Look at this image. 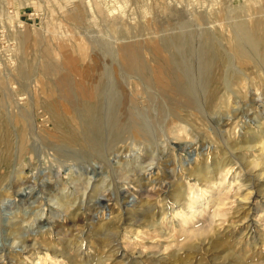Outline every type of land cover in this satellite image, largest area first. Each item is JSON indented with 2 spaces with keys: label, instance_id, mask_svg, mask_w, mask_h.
Segmentation results:
<instances>
[{
  "label": "rangeland",
  "instance_id": "1",
  "mask_svg": "<svg viewBox=\"0 0 264 264\" xmlns=\"http://www.w3.org/2000/svg\"><path fill=\"white\" fill-rule=\"evenodd\" d=\"M261 4H264V0H0V31L2 32V34L0 32V79L2 78L0 80V119H2L0 121V135L3 136L6 132L11 135V153H13L10 156L11 158L9 157L7 160L9 162L7 166L3 165L0 168V173L3 175L0 183V257L2 256L0 258V264H20L17 260H14V262L10 261L12 259L11 257L18 255L20 252H25V256H34V254L46 251L44 250L45 247H41L39 243L40 239L42 241L44 235L50 243V248L55 246L56 249H61L62 251L63 249L68 251L67 249L71 248V251H77L81 255L87 251H91L93 254L92 251H94L95 246L100 247L104 252L111 246V249H115V247H118L119 242L124 240L125 237H123L124 233L122 232H124V228L128 224H131L135 220L136 222L145 221L151 212L155 213L156 211L157 213L158 211L161 212L164 210L166 207L165 202L168 201V198L164 199L163 202V193L168 188L172 189L173 182L177 181L178 178L180 179L182 169H188L189 166L198 161L196 160L195 153L201 155H199L201 160L202 155L207 152L208 148L211 147L213 149V147H216V144L218 146L221 144L222 147H220L224 149L225 155L228 156L227 158L233 163L236 162L235 164L242 165L246 153L237 147H230V145L225 144V141L217 138L222 137L226 139L225 127L227 126L224 124L231 115L229 119L232 118L235 122L231 124L232 126L230 125L228 127L232 136L237 137L235 139L238 142L253 139L254 134L252 132L256 129L258 123L264 121V72H262L264 68L260 70L255 67L257 69L252 68L247 71V75H243L247 81L244 83L246 88L244 96H239V93L236 91L237 87L230 84L231 87L228 91L230 96L228 101L230 102L227 101L228 108L227 106L223 107L225 110L223 108H220L221 110L216 108L210 109L206 106L204 109H199L201 111H197L195 109L197 106H194L195 101L187 105L183 90L184 87L178 80L180 74H183L194 83L197 82L198 80H195L199 74L197 68L199 67L200 60L204 56V51L200 46L205 42L206 36L211 32L213 34L219 28L225 30V34H233L235 23L243 17L247 18L248 13H252ZM238 6L246 9V12L243 13L244 15L237 13L236 8ZM8 8H14L16 16L22 13L27 17L31 12H34L38 14V17L35 19L31 16L28 24L23 25V27H18L14 19L8 14ZM209 20L210 22H208ZM119 25H122L121 29ZM16 28H21L22 31L24 30L29 38L24 44L25 55L20 56L19 53L14 51L13 61L15 65L11 67L6 62V58L9 57L6 48L9 39L16 41L17 38L14 37L15 34H11L9 37L7 35L5 36V33H10V29L13 32ZM176 33L180 35L179 40H170L169 38ZM187 33H190L188 37ZM161 38H164L163 44L165 43L163 50L167 52L162 50L158 52V48H155V44L159 43L160 45ZM4 41L7 42L5 43ZM216 42L222 46V49L226 48V43L222 37H218ZM166 43L168 44L167 46ZM184 46L186 47L185 50L183 49ZM70 47L71 49H69ZM72 48L74 49L72 50ZM180 50L181 54L179 53ZM160 51H162V56ZM135 53L137 54V58H135ZM73 55L76 57H73ZM52 58H55V60H52ZM65 58L68 61H64ZM55 63L56 67L54 66ZM54 68L58 69L60 73L54 74L50 72ZM88 68L90 72L87 74L91 78H95L99 73H103L104 71L106 76V92L110 93L115 105H118L117 100L122 99V109H127L128 117H130V111L134 110L130 106L131 97L135 92L139 93V95L135 94L136 102H143V107H148L157 132V139H152L151 141L140 140L141 142L137 140L133 142L128 138L126 143L119 142L121 145L117 146L120 149L117 146L116 148L114 147L116 151L113 148L107 149L105 147L103 148L104 150L102 149L105 152L103 156H100L96 152L84 155L86 153L79 151V149L76 150L59 144L56 137H52V135L57 136V132L52 123L49 126L37 128L36 124L41 125L42 119L34 117L33 111L30 112L25 109L28 108L26 104L27 99L22 100V104L18 106L14 104L16 94L19 92H27L24 91V87L27 85L30 87V90L27 92L28 95L33 94L34 91L53 93L58 88L59 91L54 93V100H57L59 109L61 106L67 108L68 103L61 99L59 95H62L65 91L67 93L68 91L77 92L80 88L86 86L83 73ZM19 70L25 74V77H14L13 73ZM170 74L173 78H170ZM41 75H44V77ZM174 75L178 77V80H176L177 78ZM60 76L66 79V83L62 84L60 86L61 88L57 85ZM259 77L262 78L259 79ZM250 78L251 80H249ZM77 81L79 82L77 83ZM161 83L164 86L166 84V87H161ZM9 84H12L14 87L13 95L8 91ZM35 84L36 86L34 88L33 86ZM27 94H24V96H27ZM238 97H240V100L237 99ZM241 97L243 98L241 99ZM162 102L166 104L163 105ZM167 105L170 106L168 107ZM19 108L22 109L23 114L18 110ZM221 111H224V113ZM255 112H258L259 115L255 114ZM184 113L187 115L185 116ZM193 113L195 116H191ZM214 113L215 116H213ZM173 115H179L184 119L180 121L185 126V130H187V132L185 130L180 132V135H182L180 141L183 142L175 141L169 134L165 136V138L169 137L168 140L163 139L164 137L162 138L161 136L162 129L159 120L164 116L167 121H171L174 118ZM191 121L192 123H190ZM10 123L13 124L11 125ZM127 123L129 124L128 126L131 125L130 118ZM163 125L165 128V122ZM198 125L200 127H197ZM213 125L216 127L215 129ZM208 126L210 127L208 128ZM199 129L201 130L199 131ZM210 130L218 142L213 140V134L209 132ZM126 131H129V129ZM198 131L200 134H198ZM115 133H119V130L113 132V136H115ZM207 133H210V136ZM129 135L130 133L128 132ZM206 137H210V139ZM244 138L245 140H243ZM122 146L125 147L122 148ZM196 148L199 149L197 150ZM229 148L230 150H228ZM162 159H166L167 161ZM11 161L12 163H10ZM157 174L159 175L157 176ZM255 179L253 178L250 184L253 183L254 186L256 184L259 185L260 181ZM152 184L153 186H151ZM25 192L27 193L25 194ZM154 199L155 201H153ZM149 205L150 207H148ZM118 213L119 216H117ZM112 215L113 218H111ZM119 217L121 218V220L119 219V224L122 225H119V232H111L112 235L109 232L103 231L105 229L104 226L110 220L116 221ZM139 217L140 219H138ZM102 232H105V235ZM108 233L112 237H108ZM140 236H142L141 239L143 240L145 235L141 232ZM33 239L36 241H33ZM103 241L109 242L106 244L108 247L105 246L107 248L102 244ZM33 242L35 243L34 246H32ZM140 242L143 243L141 244ZM140 242L127 247L129 255L125 259L126 261L124 260V263L121 264H144L142 261L145 259L139 253L141 252L139 250H142L139 247L142 246L143 248L148 243L147 240H140ZM135 245L138 248L136 247L135 249ZM204 249L203 247L200 252L202 251L201 253L205 256L213 254L214 252L212 248H208V251ZM116 252L119 251L117 250ZM120 254L119 252L111 256L113 257L111 261L113 263L116 260L119 261ZM208 262L206 264H211ZM23 263L25 264L26 262Z\"/></svg>",
  "mask_w": 264,
  "mask_h": 264
},
{
  "label": "bare ground",
  "instance_id": "2",
  "mask_svg": "<svg viewBox=\"0 0 264 264\" xmlns=\"http://www.w3.org/2000/svg\"><path fill=\"white\" fill-rule=\"evenodd\" d=\"M232 5H234V4H232ZM236 9H237V13L239 15H244L243 13L246 12V9L243 8L242 6H238ZM247 12H249V11H247ZM213 13H215V12H213ZM197 21H199V20H197ZM232 21H234V20H232ZM208 22H210V20ZM121 26H120V29H121ZM159 29H161V28H159ZM208 29H209V27H208ZM225 29H226V27H225ZM5 31H3V32L5 33ZM224 31L225 30H223L222 28H219L217 31L213 32V34H211L212 33L211 32L208 36H206L205 42L201 44L200 47L204 51V56H203V59L200 60L199 67L198 68L196 67L199 70V74H198L197 78L195 79V80H198L197 82L194 83L193 81L188 79L183 74L181 75L180 73H179L180 74L179 80H178V77H176L174 75L175 78H177L176 80L180 81L181 85H183V87H184L183 90H184V94L186 97L187 105L189 103H191L192 101H195L194 106H197V108H195L197 111L199 109H204L206 106H208L210 109L216 108L219 110H221L220 108H223L224 106L225 107L227 106V108H228L227 101L230 97L228 91H229V88L231 87V85L232 86L234 85V87H237V90L235 88L234 89L237 91V93H239V96L240 95L244 96V94L246 92L245 91L246 88H245V84H244L246 81V78H244L243 75H247V71L252 69V68H254V69L258 68L260 70H262L264 68V4L259 5L257 8L254 9V11L252 13L251 12L248 13L247 18L243 17V18L239 19L235 23V28H234L233 34L232 33L225 34ZM11 34H15L14 37H16L18 40V41L17 40L14 41V40L9 39V43L7 45V48H6L7 52H8V56H9V57H7L8 59L6 58V62L12 67L15 65V62L13 61V55H15L14 51L19 53L20 56L25 55L24 44L29 37L27 36V33L24 32V30L23 31L21 30V28H16L15 31H13V32L10 29V33H8V32L5 33V36L7 35L10 37ZM138 34H137V36H138ZM188 34H190V33H187V37H188ZM191 34H192V32H191ZM218 37H222L223 40L225 41V43H226L225 49H222L221 48L222 46L217 44L216 39ZM179 38H180V35L176 33L173 36H171L169 39L170 40H179ZM126 39H128V38H126ZM163 40H164V38H161L160 45L158 42H157L158 44H155V48H158V52H159V50L166 51V50H163L164 44H165V43L163 44ZM185 40H186V38H185ZM142 42H143V40H142ZM167 45L168 44L166 43V46ZM126 47H127V45H126ZM161 47H163V48H161ZM66 48H68V47H66ZM98 48H99V46H98ZM185 48L186 47L184 46L183 49L185 50ZM69 49H71V47ZM73 49L74 48H72V50ZM4 51H6V50H4ZM43 51H44V49H43ZM162 51H160L161 56H162ZM91 52H93V51H91ZM130 52H131V50H130ZM180 52H181V50L179 51V53ZM157 54H159V53H157ZM49 56H51V55H49ZM53 56H54V54H53ZM135 56H136L135 58H137L136 53H135ZM146 56H148V55H146ZM73 57H76V56L73 55ZM126 58H128V57L126 56ZM53 59L55 60V58H52V60ZM23 60H24V58H23ZM41 60L44 61V59H42V58H41ZM65 60H66V58L64 59V61ZM95 60H96V58H95ZM155 60H156V58H155ZM66 61H68V60H66ZM27 63H28V61H27ZM52 63H54V62H52ZM99 63H101V62H99ZM157 64H158V62H157ZM55 65H56V63L54 64V66ZM158 66H160V65H158ZM255 67H257V68H255ZM141 68H142V66H141ZM78 70H80V69L78 68ZM177 70H179V69H177ZM50 72H52L54 74L60 73L59 70L56 68L52 69ZM88 72H90L89 68L87 69V71H84V73L82 72L84 75L83 79H84L86 86L80 88V90H78L77 92L68 91V93H67V91H65V93L63 92L62 95H59V97L61 99L65 100L68 103L67 108H65V107L63 108L61 106V108L59 109V104H57V100H54V93L59 91L58 88L56 90H54L53 93H51V92L50 93H46V92L43 93V92H35L34 91L33 94L28 95L27 92H28V90H30V87L27 85H25V87H24V91H27V92H19L16 94V99H14V104H16L18 106L19 104H22V100L27 99L26 104L28 105V108H25V109L27 111H30V112L33 111L34 117L42 119L41 125L36 124L37 128L38 127L43 128L45 126H49V124L52 123L54 125L55 131L57 132V136L52 135V137H56L57 141L62 146H67L70 148H74L76 150L79 149V151L86 153L84 155H87V154L92 153V152H96L100 156H103V153L105 154V152L103 151L104 150L103 148L107 147V149H111V148L114 149V147L116 148L117 145H121V144H119V142L126 143V141H128L127 140L128 138H130L131 141H133V142H136L137 140L139 142L140 140L151 141L152 139H157V132L155 130V125L153 123V120L151 119L150 111H149L148 107H143V102H139V101L136 102L135 94L139 95L138 92H135V94L131 97L130 106L133 107L134 110L130 111V114H129L130 117H128L127 112H126L127 109L126 110L122 109V104H121L122 99L117 100L118 105H115L114 99L110 96V93L106 92V90H105L106 89L105 88L106 87L105 86L106 85V82H105L106 76L104 74V71H103V73H99V75L96 76L95 78H91V76L87 74ZM262 72H264V71H262ZM61 73H63V72H61ZM13 74H14V77H22V78L25 77L24 76L25 74H23L20 70L14 72ZM10 75H11V77H13L12 74H10ZM10 75H9V77H10ZM131 75H132V73H131ZM161 75H164V74H161ZM41 76L44 77V75H41ZM48 76H50V75H48ZM253 77H255V76H253ZM253 77H251V78H253ZM49 78H51V77H49ZM159 78H161V77H159ZM170 78H173V77H171V74H170ZM251 78L249 80H251ZM260 78H262V77H259V79ZM165 80H166V78H165ZM27 81H28V79H27ZM55 81H57V80H55ZM79 81H77V83ZM259 81H261V80H259ZM65 83H66V79L63 76H60L58 78L57 85L60 87L62 84H65ZM254 83H255V81H254ZM254 83H253V85H254ZM263 84H262V86H263ZM35 86H36V84L33 87L35 88ZM162 86H164V85H162V83H161V87ZM165 87H166V84H165L164 88ZM252 87H254V86H252ZM13 90H14V87L12 86V84H9L8 91L11 92V94H12ZM21 90L23 91L22 88H21ZM257 91H258V89H257ZM5 92H6V90H5ZM247 92H248V90H247ZM30 93H31V91H30ZM24 94H27V96H24ZM4 95H5V93H4ZM231 96H232V94H231ZM147 98H148V96H147ZM239 98L240 97H238L237 99H239ZM242 98L243 97H241V99ZM161 101H163V100H161ZM235 101H236V99H235ZM228 102H230V101H228ZM237 102H238V100H237ZM165 104L163 103V105H165ZM2 106H4V105H2ZM227 108H226V110H227ZM246 108H248V107H246ZM5 109H6V107H5ZM255 109H257V108H255ZM18 110L21 111V113H22V109L19 108ZM223 110H225V109L223 108ZM3 111H4V109H3ZM199 111H201V110H199ZM184 112H186V111H184ZM193 112L195 113V111H193ZM258 112L257 113L255 112V114H258ZM162 113H164V112H162ZM194 113L191 114V116L194 115ZM222 113H224V111ZM184 114H185V116L187 115L186 113H184ZM9 116H11V115H9ZM24 116H25V113H24ZM173 116H174V118L171 121H167L166 117H164V116L161 118V120H159L160 121V127L162 129L161 136H162V138L164 137L163 139L168 140L169 137L165 138V136H166V134H169V135H171V138L175 139V141L177 140L179 142H183V141H180V138L182 136V135H180L181 134L180 132H182V130H185V126L182 125L180 123V121L184 120V119L179 115H173ZM213 116H215V113ZM230 116H229V118H230ZM232 117H234V116H232ZM129 118L131 121L130 126H128L129 122L127 123ZM194 118H196V117H194ZM229 118H227L228 121L224 124L225 126H227V127H225L226 128L225 132L227 135L226 139H224L222 137H218V136H217L218 137L217 139H220L221 141H225V144L230 145V147L231 146L235 147V148L237 147L238 149H240L246 153L245 157L243 156L244 162L242 163V165L235 164L236 162L235 163L231 162L227 158L228 156L225 155L224 149L221 148L222 147L221 144H220L221 147L218 146V144H216V147H213V149H211V147L208 148L207 152H205V154L202 155L201 160L199 157L200 154L195 153L196 160H198V161L189 167L187 166L188 169H182L180 179L178 178L177 181L173 182L172 189L168 188L167 191L163 193L164 195H163L162 201L164 202V199L168 198V201L165 202L166 207L165 208L163 207L164 210L161 212L158 211L157 213H156V211H155V213H152L150 211L151 214H149V216H147V219H145V221L143 220L142 222H140V221L136 222V220L134 222L130 221L131 224H128L124 228V232H122V233H124L123 234L124 235L123 237H125L124 240H121L119 242V244L117 243L118 247H115V249H111L112 246L111 247L109 246L110 248L106 249L105 250L106 252H104L103 249L95 246L94 251H92L93 254L91 253V251L90 252L87 251L81 255V254H78L77 251H75V252L71 251V248H68L67 249L68 251H66L65 249H63V251L61 249L58 250L55 248V246L50 248V246H49L50 243L47 241L48 239L44 235L42 237V241L40 239L39 243H40L41 247H43V248L45 247L44 250H46V251H42V252H39L38 254H34V256L33 255L25 256L24 255L25 252H20V253H18V255H14L13 257H11L12 259L10 258L11 259L10 261L14 262V260H17L20 262V264H22L23 262H26L25 264H65V263L69 264V262H71L70 264H117V263L121 264V263H124L123 261L129 255L127 247H130L134 244H137L138 242H140V240L141 241L147 240V243H148L147 245L145 244V246H143V248L141 245H140L141 247H139L142 249V250H139V251H141L139 253L145 259V260L143 259L144 261H142L144 264H167V263L168 264H206L207 261H209L211 264H264V121L263 122L259 121L260 123H258L256 129L252 132V134H254L253 135L254 137H252L253 138L252 140H249V141L247 140L245 142H238L235 139L237 137L232 136V134L229 132L228 127L232 123H235L232 118L231 119H229ZM242 119H240V120H242ZM1 120L2 119H0V121ZM5 121H6V119H5ZM195 121H197V120H195ZM164 122H165V128L163 125ZM187 123H189V122H187ZM187 123H186V128H187ZM190 123H192V121ZM204 123H205V121H204ZM26 124H28V123H26ZM236 124H237V122H236ZM21 125H22V123H21ZM210 126H208V128ZM194 127L197 128L200 126L198 125L197 127L196 126H194ZM213 127H214V125H213ZM234 127H233V129H235ZM215 128L216 127H214V129ZM5 129H6V127H5ZM128 129H129V131H126ZM188 129L190 130L189 126H188ZM9 130H11V129H9ZM116 130H119V133H115V136H113L114 135L113 132H115ZM192 130H193V128H192ZM200 130L201 129H199V131ZM203 130H204V128H203ZM211 130L209 132L211 134H213L211 132ZM221 130H222V128H221ZM185 131L187 132V130H185ZM199 131H198V134H200ZM235 131H236V129H235ZM250 131H252V130H250ZM250 131H248V132H250ZM9 132H11V131H9ZM128 132L130 133L129 136H128ZM232 132H233V130H232ZM6 133L3 136L0 135V168L3 165L7 166V163H9V162H7V160L9 159L11 154H13V153H11V143H12L11 139H12V137H10L11 135H9L8 132H6ZM18 133H20V132H18ZM205 133H204V135H205ZM191 134H189V135L192 136ZM222 134H223V131H222ZM13 135H15V134H13ZM186 135H187V133H186ZM213 136H215V135L213 134L212 137ZM19 139H20V137H19ZM187 139H188V137H187ZM207 139H210V137ZM183 140H184V138H183ZM213 140H215V138ZM243 140H245V138ZM28 141H29V139H28ZM164 141H166V140H164ZM190 141H191V139H190ZM215 141L218 142L217 140H215ZM170 142H172V141H170ZM1 145L4 148H2ZM24 146H22V147L24 148ZM184 146H185V144H184ZM117 147L119 148V146H117ZM124 147L122 146V148H124ZM174 148H175V146H174ZM65 150H66V148H65ZM228 150H230V148ZM231 150H233V149L231 148ZM117 151H119V150H117ZM121 151H123V150L121 149ZM82 152H81V154H82ZM164 152L165 151L163 150V153ZM107 153H109V152H107ZM119 154H121V153H119ZM231 154H233V153H231ZM96 156H98V155H96ZM105 157H106V155H105ZM11 160H13V159H11ZM162 160H164V159H162ZM235 161H237V160H235ZM10 163H12V161ZM125 163H127V162H125ZM156 163H158V162H156ZM162 163H164V162H162ZM10 167H12V166H10ZM134 167H136V166H134ZM156 167H157V165H156ZM128 168H129V166H128ZM157 168H159V167H157ZM163 169H165V168H163ZM2 171H4V170H2ZM158 175L159 174H157V176ZM2 177H3V175L0 173V183H1ZM137 177H138V175H137ZM253 178H256L260 181L259 185L256 183H255L256 184L255 186L253 183H252L253 185L250 184L251 180ZM151 186H153V184ZM137 187L139 188V186H137ZM150 187H148V189H150ZM26 193L27 192H25V194ZM149 193H151V192H149ZM137 194H139V193H137ZM134 196H135V194H134ZM153 201H155V199ZM150 205L148 207H150ZM140 206H141V204H140ZM141 207H143V206H141ZM145 207H147V206H145ZM148 209H151V208H148ZM147 213H149V212H147ZM68 215H69V212H68ZM68 215H67V217H68ZM117 216H119V213ZM111 218H113V215ZM125 218H127V217H125ZM119 219L121 220V218L119 217V218H117L116 221L110 220L109 221L110 223L108 222V224H106L105 226L103 225L105 228L103 231L109 232L110 234H112L113 232L116 233V231L119 230L118 228L120 226H122L119 224L120 223ZM138 219H140V217ZM10 230H8V231L10 232ZM120 232H121V229H120ZM141 232L144 233V235H145L143 240L141 239L142 236H140ZM109 233L107 235L108 237L110 236ZM11 234H13V233L11 232ZM112 235L110 237H112ZM103 239H106V238H103ZM33 241H36V240L33 239ZM103 242H102V244H104V247L107 246L106 245L107 243H109L107 241H103ZM140 243L142 244L143 242H140ZM34 245H35V243L33 242L32 246H34ZM108 245H110V244H108ZM70 246H72V245H70ZM107 247H105V248H107ZM136 247L137 246L135 245V249H136ZM203 247L205 248L204 250H207L208 248H212L214 250V252H213V250L211 249L213 254H210L207 256L203 255L201 253L202 251L200 252V250H202ZM117 250L121 253L120 254L121 255L120 260L118 261V260L114 259L116 261L113 263L111 261V258H113V257H111V256H113L116 253H119V252H116ZM104 253H106V255H104ZM133 253H135V252H133ZM103 255L106 257H104ZM28 257H30V258H28ZM115 257H116V255H115ZM31 259H32V261H30ZM27 262H29V263H27Z\"/></svg>",
  "mask_w": 264,
  "mask_h": 264
},
{
  "label": "built area",
  "instance_id": "3",
  "mask_svg": "<svg viewBox=\"0 0 264 264\" xmlns=\"http://www.w3.org/2000/svg\"><path fill=\"white\" fill-rule=\"evenodd\" d=\"M7 12L14 19V21L16 22V25L20 27H23L22 25L28 24V20L31 19V16L34 17L35 19L38 17V14L34 12H31L27 17H25V15L22 13H19L18 16H16L14 8H8Z\"/></svg>",
  "mask_w": 264,
  "mask_h": 264
}]
</instances>
